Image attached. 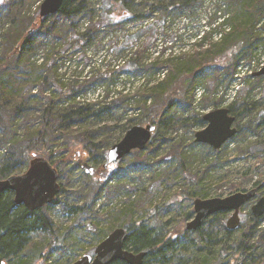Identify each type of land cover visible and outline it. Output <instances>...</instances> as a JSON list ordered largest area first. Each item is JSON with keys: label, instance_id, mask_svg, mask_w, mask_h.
Masks as SVG:
<instances>
[{"label": "trees", "instance_id": "trees-1", "mask_svg": "<svg viewBox=\"0 0 264 264\" xmlns=\"http://www.w3.org/2000/svg\"><path fill=\"white\" fill-rule=\"evenodd\" d=\"M6 1L8 2V0H0V6ZM205 1L155 0L154 6H151L142 16L133 15L132 18L125 20L123 18L127 16L128 12L126 8H130L128 13H132L131 9L133 6H137L138 0H104L101 20L95 23L92 18L93 10L87 1L65 0L57 15L43 20L39 19V24H34L33 19L35 18H25L21 21L20 27L16 30L11 29L4 36L5 41L0 43V46L8 51L0 61V127L6 120L14 123L20 116L34 108H40L42 124L41 128L36 130L27 128L22 144L17 141L19 138L13 132L3 133L0 145L6 144L9 139L14 140L15 150L11 151L8 157L4 156L2 162L0 160V180L7 179L28 167L34 157L47 159L57 170L60 165L70 163L67 160L71 159L80 161L82 165L86 162L92 163L97 165V167H93V173L85 172L92 179L93 190L91 187L87 194L83 193V207L78 208L80 213L83 211L88 214V209L97 196L110 188L109 175L108 179L104 180L101 176L109 174L110 165L105 168L107 153L109 148L114 145L115 140L108 134L117 129V126L102 125L103 118L108 115H116L120 107H124V103L122 100L110 97L108 92L94 104L84 102L79 95L85 86L77 83L48 95L49 87L54 84L49 78L51 67L48 63L38 66L36 62L32 61V58L43 47V40L50 36H53L54 40H61L62 35L67 36L72 33V43L68 44V47L72 48L73 46L77 48L78 52V49H82V47L85 49L96 39L102 25L108 28L123 27L126 25H123L124 23L138 19L142 21L141 28L128 39L136 42L148 33L155 42L158 39V29L156 28L155 31L157 24L148 25V22L153 19L157 11L161 12L165 19L171 15L185 18L188 14L204 7ZM211 10L207 16L205 27L192 36L191 39L194 42L190 50L186 51L184 48L178 54H167L165 59L158 56L150 65L145 66L142 64L141 51L137 48L128 60H123L122 66H117V70L110 69L103 73L99 72L87 81V84H94L98 80L107 83L111 77L125 72H133L136 75L148 71L157 75L162 71H168V73L161 74L156 82L145 84L138 90L133 97V106L135 111L143 112V117L137 118V120L133 118L122 128V132L125 133L136 125L156 126L147 152L137 151L135 153L142 155L138 161L146 165L148 164L147 155L153 150L156 136L172 128L174 117L179 113L182 116L189 112L197 101L196 90L199 85L207 86L210 80H215L216 86L224 84L226 89L229 88L234 79V73L244 57L250 58L264 48V36L257 32L259 24L264 27V0H212ZM82 16L83 19L86 17H91V19L80 30L74 23L79 21ZM116 16L123 20L117 21ZM53 19L59 20L54 21ZM64 22H69L70 25L63 24ZM31 28L32 30H30ZM163 28L168 30L171 27L163 26ZM175 35V38L178 39L177 34ZM243 36L253 38L256 42L243 49L236 42ZM171 40L173 42L174 39ZM60 47L62 46L60 45ZM120 52L122 53L124 50H120ZM165 53L164 56H166ZM185 69L188 70L185 71ZM253 79L261 83L264 77H254ZM185 84L188 85L187 100H183L181 94V89ZM218 87L215 90L216 93L213 94L216 97L219 94ZM203 89L200 101L205 102L209 99L207 97L208 90L205 86ZM34 91L36 94L33 93ZM240 92L241 90L238 92L239 97ZM248 99L246 96L241 101L245 111L238 112V101L227 107L231 115L239 122L243 113L252 111L257 105L255 102L250 104ZM221 104V102L215 103L214 106L219 109ZM32 106L33 108H31ZM256 121L257 124L250 123L246 127L239 125L237 135L222 149L240 139L246 131L257 135L258 125L264 124V114L259 112ZM197 122L201 126H206L203 117ZM61 139L65 140V143L58 147L63 149V153H60L62 159L56 162L54 158L58 153L54 152L53 148ZM200 145L214 153L221 151L214 150L204 144ZM253 145L257 153H264V143L256 142ZM173 154L171 152L166 156ZM166 156L162 160L166 159ZM64 157L67 158L63 159ZM258 186H261L259 182L254 185V188ZM64 189V186H61L58 196L63 195ZM237 191L245 192L246 190L242 185H234L231 192ZM202 198L206 197L202 196ZM57 203L56 199L55 204ZM134 208L135 204L128 205L125 218L127 216L129 218L122 226L130 233L126 248L134 253L148 251L149 254L144 264H173L176 258H170V255L175 250L174 239L178 234L163 238V226H146L144 221H134L132 217ZM226 215L221 213L212 216L205 222L204 228L211 219L223 221L226 219ZM263 222L264 217L260 219L253 217L249 226L246 227L244 223H241L240 229L235 232L229 231L223 225L222 236L224 238L218 240L216 236H209L205 244L207 250H205V254L198 255L199 259L195 264H264ZM113 225L115 226V224ZM113 225L104 232L99 231L98 226L91 223L92 228L94 227L93 232L99 237L98 242L103 241L114 230ZM52 227L46 209L30 212L25 206L15 204L13 193L8 192L3 195L0 200V264H10L16 259L20 260L25 257L30 260V254L36 248L32 237L36 234H51ZM204 228L196 232L202 244L205 243ZM257 235L260 236L258 242L255 241ZM45 258L48 259L49 256ZM180 261L179 258V263ZM21 264H30V262L24 261ZM113 264L126 263L116 261Z\"/></svg>", "mask_w": 264, "mask_h": 264}, {"label": "rangeland", "instance_id": "rangeland-1", "mask_svg": "<svg viewBox=\"0 0 264 264\" xmlns=\"http://www.w3.org/2000/svg\"><path fill=\"white\" fill-rule=\"evenodd\" d=\"M85 1L91 5L94 22H100L104 0ZM154 1L138 0L137 6H133L131 9L132 13H128L130 8H126L127 16L123 19L132 18L133 15L142 16L151 6H154ZM43 2L44 0H8V2H4L0 6V43L5 41L4 36L11 29L16 30L20 27L21 21L25 18H35L33 19L34 24H39L40 7ZM211 9L212 0H206L204 7L188 14L185 18L171 15L165 19L164 15L157 11L153 19L148 22V25L157 24L155 31L158 29V39L155 42L148 33L136 42L128 39L141 28L142 21L140 19L128 21L123 24H126L123 27L108 28L102 25L96 39L85 49L83 47L78 49V52L77 48L68 47V44L72 43V33L67 36L62 35L61 40H54L53 36H50L43 40V47L34 55L32 61L36 62L38 66L48 63L51 67L49 78L54 84L49 87L48 95L77 83L85 86L79 95L84 102L94 104L101 100L107 92L110 97L122 100L124 107H120L114 116H105L102 122V125L117 126V129L108 134L109 137L114 138L115 145L124 138L127 132H122L123 126L133 118L137 120V118L143 117L141 110L135 111L134 109V95L145 84L156 82L161 74L168 73V71H162L157 75L148 71L136 75L133 72H125L111 77L107 83L98 80L94 84H87V81L99 72L103 73L110 69L117 70V66H122L123 60H128L137 48L141 51L142 64L145 66L150 65L158 56L165 59L167 54H178L184 48L186 51L190 50L194 42L191 39L192 36L205 27ZM116 17L117 21L123 20L121 17ZM90 19L91 17L83 19L82 16L74 24L82 30L86 26L85 23L90 22ZM63 24L70 25L69 22ZM163 26L171 28L165 30ZM257 32L264 36L262 24L257 26ZM175 34L178 39L175 38ZM171 39H174L173 42ZM236 42L244 49L254 44L256 40L243 36ZM60 45L62 47L59 48ZM120 50H124V52L121 53ZM7 52L0 46V61ZM263 56L264 53L255 54L250 58L245 56L241 61L244 65L238 69L241 62L239 63L236 72L241 69V73L246 76L240 87L242 88L240 97L238 94L235 96L234 93L224 96L226 86L224 84L218 85L220 87L216 86L215 80H210L207 86L199 85L196 90L197 101L189 112L182 116L179 113L174 117L172 128L156 136L153 150L147 155V165L138 161L142 155L135 154L137 151L132 152L122 161L110 165L109 174L101 176L104 180L109 175L110 188L97 196L88 209V214L83 211L80 213L78 208L83 207V193L87 194L91 187L93 190L91 177L85 172L84 165L80 164V161L71 159L67 160L70 163L60 165L58 168L59 184L65 188L63 195L57 196V204L53 203L44 208L53 226L51 234L34 235L32 242L36 248L31 252L30 260L25 257L20 260L16 259L10 264H21L24 261L30 262V264H74L84 256L94 257L96 247L100 242H98V235L93 232L94 227L92 228L91 223L98 226L99 231L104 232L113 224H115V226L113 225L114 230L123 228L126 219L129 218L128 216L125 218V212L130 204H135L132 215L134 221H144L146 226H163V238L178 234L174 239L175 250L170 255V258H176L173 264H195L199 259L198 255L205 254V250H207L205 244L209 236H216L218 240L224 238L222 228L223 225L226 226L230 217L227 214L223 221L211 219V222L209 220L210 222L205 228L202 227L204 228L203 239L205 242L202 244L196 232L186 229L187 224L194 218L196 197L201 196L200 199H203L202 196L206 197L204 199L226 198L238 192H231L234 185H242L244 190L249 191L259 182L262 189L258 198L245 205L240 212L241 222L246 227L249 226L253 218V205L259 198L264 197V153H257L253 145L256 142L264 143V124L258 125V127L255 125L258 130L257 135L246 131L240 139L217 153L197 144L195 138L198 132L206 128V126L199 125L197 121L205 114L217 110L218 108L216 109L214 105L219 102L222 103L220 108H227L238 101V112H242L246 109L241 105V101L243 97L247 96L250 104L255 102L257 105L252 111L243 113L240 122L236 119L235 127L237 128L239 125L246 127L250 123L257 124L259 112L264 114V80L259 83L253 79L254 74L259 71V66L257 68L252 62L257 61L258 65V61ZM187 70L185 69V71ZM235 85H240V80H237ZM187 86L185 84L181 89L183 100L188 99L186 96ZM203 86L208 90L207 97L209 99L205 102L199 100L201 99L200 94L204 91ZM217 87L219 94L216 97L213 94L216 93ZM33 93L36 94V91ZM212 95L214 98L211 97ZM41 124L42 112H40V108H34L20 116L14 123L6 120L0 127V139L4 132H13L19 138L17 141L22 144L27 128L36 130L41 128ZM64 143L65 140L61 139L53 148V151L58 153L54 158L56 162L62 159L60 153H63V149L58 147ZM13 150H15L14 140L9 139L6 144L0 145L1 162L4 156L8 157ZM142 152L146 153L147 149ZM171 152L174 154L166 156ZM165 156L166 159L162 160ZM65 158L67 157L63 159ZM87 164L97 167L89 162ZM28 167L15 175L25 174ZM262 228L264 229V222ZM258 235L255 238L257 242L260 239ZM46 256L49 258L46 259Z\"/></svg>", "mask_w": 264, "mask_h": 264}, {"label": "water", "instance_id": "water-1", "mask_svg": "<svg viewBox=\"0 0 264 264\" xmlns=\"http://www.w3.org/2000/svg\"><path fill=\"white\" fill-rule=\"evenodd\" d=\"M65 0H44L40 7V19L57 15ZM255 77H264V67ZM206 128L196 134L198 144L207 145L214 150L222 147L234 138L238 130L235 127L236 118L231 115L228 108H220L204 116ZM156 130L155 125L131 127L124 138L113 145L107 155V164L118 163L134 151H145L152 140ZM87 172L93 173V167L84 164ZM262 186L249 191L237 192L226 198H211L194 200V218L187 224L186 229L197 232L205 222L214 215L225 213L230 217L226 227L229 231H238L241 227V209L258 198ZM11 192L17 206H25L30 212H36L55 203L61 192L59 172L51 163L42 157L33 158L28 170L23 175H12L0 180V200L3 195ZM255 219L264 216V197L259 198L252 207ZM130 233L124 228H117L101 241L95 250V256H84L74 264H113L122 261L126 264H144L149 252L134 253L126 248Z\"/></svg>", "mask_w": 264, "mask_h": 264}, {"label": "built area", "instance_id": "built-area-1", "mask_svg": "<svg viewBox=\"0 0 264 264\" xmlns=\"http://www.w3.org/2000/svg\"><path fill=\"white\" fill-rule=\"evenodd\" d=\"M259 53H264V48H262V49L259 51ZM259 53H257V54H259ZM242 63H243V62L240 63L238 69H239L240 67L242 68V65H244V64H242ZM252 63H254L253 65H254V66H257V68H258V66H259L258 69L261 70V69L264 67V56L262 57V59H260V60L258 61V65H257V61H253ZM248 69H249V68H248ZM245 77H246V76L244 75V73H241V69L238 70V71L236 72V74L234 75V79H233V81H232L230 87L226 89L225 93L223 92V93H224L223 95H224V96H228L230 93H234L235 96H236V95L238 94L239 90L241 89L240 87H241V84H242V82H243V80H244ZM237 80H240V85H238V86L235 85V83H236ZM201 94H202V93H201ZM201 94H200V96H201ZM199 100H200V99H199Z\"/></svg>", "mask_w": 264, "mask_h": 264}]
</instances>
